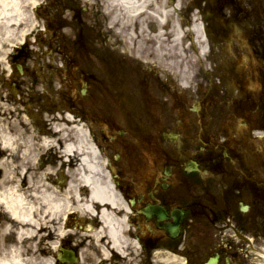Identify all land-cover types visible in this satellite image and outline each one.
Returning <instances> with one entry per match:
<instances>
[{"label":"flooded vegetation","instance_id":"1","mask_svg":"<svg viewBox=\"0 0 264 264\" xmlns=\"http://www.w3.org/2000/svg\"><path fill=\"white\" fill-rule=\"evenodd\" d=\"M80 1L43 0L42 8L49 10L55 17L60 8L73 9L79 5ZM216 2L220 6L224 4L230 6L231 10H235L236 6H233L236 5L235 0H216ZM257 8L258 17L254 19L251 30L244 29L246 41L248 44L250 41L254 48L255 65L241 70L239 76L235 75V66H231L226 71L232 79H238L234 82L239 84L241 92H245L248 86L256 84L259 87L256 97L253 98L252 95L247 94L245 104L232 101L230 111L238 115L229 118L230 115L227 114V118L220 119V126L216 132H212V126L220 114L215 113L217 110L215 103H210L211 118L208 123L205 114L199 115L198 121L201 122L199 130L193 129V125L191 130L184 129L179 119L184 115L183 99L176 96L171 105V110L176 114L174 119L176 133L201 131L203 148L212 150L214 157L218 160L206 162L195 156L190 160H179L169 164L166 151L168 144L161 139L163 132H160L154 141H146L142 138L150 154L155 158L154 165L162 169V175L164 168L167 167L169 177L163 180L161 175L158 181L151 179L144 183L142 181L130 183L128 180L124 188L127 192L126 196L135 201L134 208L138 206L142 209L147 204H152L162 206L168 213L179 209L184 213L181 230L188 225L187 228L193 227L196 231L205 233L206 229L198 225V222L189 221L192 214L198 211V209H191L190 205L197 204L205 208L202 211L214 225L238 228L243 233H252L255 238L264 242V154L253 146H257L259 138L251 137L254 131L264 132V7L262 1L258 2ZM77 20H82L80 14L73 18V22ZM91 31L83 34L85 42H94L99 38V34ZM86 47L88 49L79 50L75 57L74 69L69 72L61 101L66 102L71 112L80 116L81 119L92 122L99 120V124L104 123L111 130L109 135L112 139L108 144L110 148L112 147V153L116 154L115 147L126 152L115 163L117 174L120 175L119 177H124L125 172L121 173V171L125 168L131 169L132 165L126 157L131 155L130 137L134 136V133L141 135L140 128L135 125L133 117L137 109L131 111L123 107L126 99L118 90L121 79L125 78L123 74L119 73L117 81L111 82L113 87L109 86V76L103 77L102 72L99 73L96 66L89 60L94 52L92 46L87 44ZM89 61L91 65L87 68L86 64ZM131 84L135 88L131 99L144 103L146 106L145 120L152 119L153 115L149 109L158 102L160 95L174 96L177 90L175 83H161L153 73L145 71H136ZM104 87L109 89L106 91ZM119 100H123L121 106ZM104 104L105 109H103ZM253 112L255 115L249 116ZM119 115L124 117L125 122L122 127L119 125ZM237 118L240 119L238 124L241 127L251 126L250 133L246 127V131L241 135L233 133L228 139H220V135L227 137V130L231 129L233 123H237ZM142 135L151 137L147 131H142ZM188 148L189 146L182 147L184 150ZM186 168L191 171L189 174L185 173ZM241 204L247 208L246 212L239 210ZM149 225L150 228L155 229L151 222Z\"/></svg>","mask_w":264,"mask_h":264},{"label":"bare ground","instance_id":"2","mask_svg":"<svg viewBox=\"0 0 264 264\" xmlns=\"http://www.w3.org/2000/svg\"><path fill=\"white\" fill-rule=\"evenodd\" d=\"M110 1L116 6L119 3L128 19L141 8L138 0ZM28 19L22 0H0V64L4 62V50L9 43L27 32L24 26L28 25ZM14 111L11 108L0 110V170L3 171L0 180V264H52L54 239L72 220V212L83 217L82 223L92 220L87 235L79 239V244L86 248L99 244V254L91 256L89 264H146L144 260L139 261L141 255L133 240L135 234L126 227V215L122 216L124 203L119 201L118 193L107 181L103 163L85 128L69 116L56 117L52 132L47 134L40 117L34 115L35 122L31 123L13 118L17 110ZM36 125L39 132L34 128ZM42 133L47 137H40ZM72 133L70 141L68 134ZM56 149L61 166L69 168L68 190L55 188L50 180L52 174H46L47 170L36 174L35 177L39 176L36 183H28L27 176H32L28 170L34 172L40 167L36 164L39 155ZM61 179L65 180L62 174ZM92 225L99 227L92 229ZM46 231L49 234L37 239ZM45 241L48 242L47 251L42 249ZM130 247L133 253L125 254Z\"/></svg>","mask_w":264,"mask_h":264},{"label":"rangeland","instance_id":"3","mask_svg":"<svg viewBox=\"0 0 264 264\" xmlns=\"http://www.w3.org/2000/svg\"><path fill=\"white\" fill-rule=\"evenodd\" d=\"M25 8H26V10L28 11V12H30L31 10L29 9V7L28 6H25ZM91 11H95L94 9H92ZM157 24V23H156ZM158 25V24H157ZM108 27H110L111 28V25H110V22L108 23V25H106V28H108ZM133 27V25H132V23L130 22V29H129V32L130 33H132V30H131V28ZM159 29H160V31L158 32V35H153V38H151L152 40H155L156 41V39L157 40H162V41H165L164 43L165 44H167L168 42H170V40H168V39H166L165 38V40H164V35L166 36L167 34H169V33H167V32H164V31H161V28L160 27H158ZM24 29H26L27 30V32L24 34V36L27 34V33H30L31 32V29H32V26L30 25V24H28L26 27L24 26ZM142 29V31H144L145 33H146V35L147 36H149L150 35V30L148 29V26H144V25H141V27H140V30ZM159 29H157V31L159 30ZM167 33V34H166ZM126 35L127 36H125V38H128V33L126 32ZM23 36V37H24ZM21 38V37H19V38H17L16 40H14V41H11L10 43H9V46H7L6 48H5V51H4V53L6 54L8 51H10L11 49H12V46H14V45H16L17 47H20V44L23 42L22 40L25 38ZM124 38V39H125ZM155 41H153V42H155ZM19 42H21L20 44H18ZM125 43V42H124ZM162 44V42L160 43V44H157V43H155L156 44V47L154 48L153 47V44H150V45H148L147 46V49H146V54H151V53H156L158 50H163L164 49V45L165 44ZM125 45H126V43H125ZM130 46H131V44H130ZM177 46H176V43H174V45L171 47V50H169L168 51V55L170 56L171 54H170V52H172L173 53V51H175L177 48H176ZM130 48H132V46L130 47ZM176 52L177 53H175V56H177V58H179V64H180V62L181 61H184L185 59H186V63H184V66L185 67H187V66H189L190 64H192L191 63V61L192 60H196L195 59V57L191 54V56H187L186 57V55L184 56L182 53H181V48H180V45H179V50L177 51L176 50ZM9 60V58L6 60V63H7V61ZM154 61H156V58H154L153 59ZM151 61L152 63H154V61ZM170 60H174L172 57H171V59ZM170 60H168V61H170ZM25 64V67L26 68H29V69H32V67H33V64L31 63V62H26V63H24ZM0 71H4V69H5V67H6V72H5V76L6 75H8L9 74V68H8V65L7 64H5L4 62L2 63V64H0ZM151 67H153V66H151ZM2 72H0V74H1ZM14 75H15V73H14ZM13 75V76H14ZM12 76V78H11V80H18V79H20V78H16V77H13ZM3 91H4V89H3ZM5 92V91H4ZM3 94V93H2ZM4 97L6 96V94L4 93V95H3ZM7 100V98L5 97L4 98V100L3 99H1V97H0V110L1 111H4V110H6V109H8V108H11L13 111L14 110H16V108H15V106H13V105H11V104H9V102H7L6 101ZM15 112V111H14ZM13 118H15V119H21L22 117L20 116V115H17L16 113L15 114H13ZM45 118H47L48 120L51 118V117H49V116H47L46 115V117ZM22 119H24V118H22ZM52 124H54V123H51V125ZM57 164H58V161L56 162ZM28 181H29V183H30V177L28 176ZM34 182V181H33ZM81 231H78L77 229H73L72 230V232L71 233H73V234H77L76 236H78L79 238H80V236H82V233H80ZM78 237H76V238H78ZM78 242H79V240H78ZM79 251V250H78ZM80 252V251H79ZM153 263H154V261H153ZM148 264H150V263H148Z\"/></svg>","mask_w":264,"mask_h":264}]
</instances>
